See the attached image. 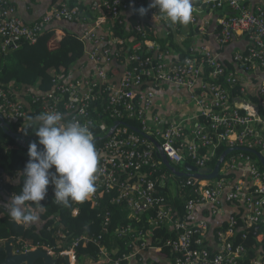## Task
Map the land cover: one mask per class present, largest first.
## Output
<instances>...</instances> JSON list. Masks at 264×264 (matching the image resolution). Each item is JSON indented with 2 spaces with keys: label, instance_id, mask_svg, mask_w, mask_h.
Instances as JSON below:
<instances>
[{
  "label": "built area",
  "instance_id": "1",
  "mask_svg": "<svg viewBox=\"0 0 264 264\" xmlns=\"http://www.w3.org/2000/svg\"><path fill=\"white\" fill-rule=\"evenodd\" d=\"M246 1L199 0V6L230 13L218 20L219 48L236 36L248 40L247 48L233 55V69L207 46H192L188 56L182 58L174 46L159 42L160 30L163 38L179 32L183 36L184 30L156 9L141 17L137 10L147 8L150 0H102L101 18L81 37L90 47L87 59L94 65L87 77L70 74L58 78L49 91L0 84V115L9 125H18L19 129L36 126L40 124L36 116L60 113L61 123L78 120L89 127L93 141L100 138L101 143H94L98 152L96 190L86 199L91 209L98 211L99 230L75 235L56 215L49 217L48 224V219L42 218L45 208H40V220L32 225L45 231L46 238L37 242L15 239L14 254L42 250L60 264H65L66 257L70 264H150L142 253L162 255L166 248L172 264H264V166L259 158L235 151L222 162L216 179L185 177L177 182L162 171L164 163L150 140L160 144L173 167L186 163L198 169L210 168L222 145L227 150L247 148L264 157V83L256 90L258 105L240 95L236 100L231 97L234 86H240L241 95L249 91L241 83V72L264 69V9L254 11ZM79 17H84L79 7L60 4L28 25L10 0H0V56L18 50L24 42L35 44L55 22L71 23ZM107 24L111 26L109 38L97 31ZM116 25L125 26L131 34L127 40L114 34ZM190 25L191 35L202 36L208 22L191 16ZM76 67L78 72L84 70L83 65ZM165 85L186 90L194 113L185 117L176 112L177 117H166L165 104L158 98V89ZM106 116L113 125H108ZM128 121L138 126L131 127ZM118 122L122 124L116 126ZM97 126L107 136L102 142L101 136L93 134L92 128ZM23 157L25 168L28 149ZM22 177L23 170L4 181L15 182ZM168 185L170 191L172 185L173 192L186 198L184 218L163 191L158 195V188ZM0 192L8 201L14 195ZM50 198L54 200L51 184L45 200ZM223 202L235 211L215 234L207 220L191 221L197 210H204L211 218L220 215ZM109 205L126 207L128 222L114 230L133 250L122 255L119 248L105 243L113 224ZM9 211V205H4V213L10 217ZM73 214H79L78 208ZM250 235L256 240L251 248L246 245Z\"/></svg>",
  "mask_w": 264,
  "mask_h": 264
},
{
  "label": "trees",
  "instance_id": "2",
  "mask_svg": "<svg viewBox=\"0 0 264 264\" xmlns=\"http://www.w3.org/2000/svg\"><path fill=\"white\" fill-rule=\"evenodd\" d=\"M68 5L72 8L77 6L84 13V17H79L74 22L87 20V8L79 4H74L73 2L69 3ZM259 8L264 9V7H257L253 9L254 11H257ZM156 10L159 11L158 9ZM228 14L223 13L222 16ZM113 30L116 36L125 40H127L131 35L126 32L125 26L116 25ZM53 35L54 34H52L51 26H49L48 30L38 38L35 44L24 42L18 50H10L7 54L0 56V84L6 85L9 83H14L18 86L20 85L21 87H32L38 91H49L53 88L54 81L56 79L68 77L71 68L75 64L83 61V59L86 57L85 53L87 47L81 40L82 36L79 37L70 32H67L66 36L57 44L56 47H50V37ZM174 38L175 34H171L165 38V40H161L159 42H161L163 45L169 44L171 46L177 47V45L174 43ZM191 44V39H187L185 41V45L188 49L182 52V58L188 56ZM119 61L121 62V60ZM229 69H233V64L229 65ZM239 95L240 98L248 102H252L256 105L259 104V98L250 90L246 95H241L240 86L232 87L231 97L234 99ZM236 99L237 98L234 100ZM29 116H33V114H30ZM105 118L109 126L114 124L113 121L108 119L107 116ZM126 124L131 127L138 126V124L133 121H128ZM10 127L11 132L17 134V138L14 139L5 134L0 124V182H2L0 184V191L19 194L22 190L24 177L15 182H5L4 179L6 177H13L17 172L24 170L23 152L24 150L29 149L30 143L38 141V137L35 135L36 128L33 124L27 125L23 129H19L18 125L13 124H10ZM92 130L95 137L101 136V142L107 139V136L102 130H100L98 126L93 127ZM98 144L101 143L98 142ZM226 150L227 147L224 145L217 149V157L213 162H211V164H209L210 168L215 167L219 158ZM185 164L180 166L175 165L174 167L178 172H180L179 167L184 169ZM162 171L166 174L172 175L173 179L177 182L185 178L174 175L173 172L164 164ZM169 187L170 185H168L165 189L158 188V195H161L159 191H163L164 193L162 195L165 196L167 201L171 202V204H173V206L179 211L180 217L184 218L186 216V198H181V193L177 194L174 192L171 194ZM185 195L186 193H184V196ZM5 203L4 205H9L10 201H8L7 204ZM4 205L0 204V247L3 246L5 242L12 239L17 240L18 238H22L24 240L37 242L45 237V231H39V227L37 225L24 227L18 225L14 221H11L10 217L4 213ZM42 205V208H45V214H42V218L48 219V224L51 222L49 217L51 215H56L75 235L83 233L93 234L95 231L99 230V221L97 219L98 211L91 209V204L89 201L85 200L83 202H75L72 203L70 207H65L63 205L56 204L54 200L50 198L42 201ZM75 208H78L79 210V214L77 216L73 214ZM107 208L113 214V224L111 227V234L105 239V243L108 244L110 248H119V255L128 253L133 249L127 246V242L120 240L114 230L118 224H124V222H128L126 207L120 205H109ZM142 225L145 227L147 226L145 222ZM37 231L40 233H37ZM167 236L168 235H166V237ZM255 241L256 240L254 237L250 235V239L247 240L246 245L251 248ZM163 250L170 255V251L168 249L164 248ZM4 259L5 255L1 253L0 264H3Z\"/></svg>",
  "mask_w": 264,
  "mask_h": 264
},
{
  "label": "clouds",
  "instance_id": "3",
  "mask_svg": "<svg viewBox=\"0 0 264 264\" xmlns=\"http://www.w3.org/2000/svg\"><path fill=\"white\" fill-rule=\"evenodd\" d=\"M150 9H158L172 24L186 25L191 20L192 0H151L137 12L143 17ZM35 119L40 121L35 130L38 141L29 145L22 190L9 203L11 219L25 226L39 222L50 184L54 202L65 207L85 201L96 190L98 152L89 127L78 120L63 124L60 113Z\"/></svg>",
  "mask_w": 264,
  "mask_h": 264
},
{
  "label": "crops",
  "instance_id": "4",
  "mask_svg": "<svg viewBox=\"0 0 264 264\" xmlns=\"http://www.w3.org/2000/svg\"><path fill=\"white\" fill-rule=\"evenodd\" d=\"M11 3L16 7L19 16L26 24H33L39 19H41L53 6L60 4H69L73 2L74 4H79L87 8L86 17L87 20L79 21L74 23L68 22H55L52 26V37H50L51 42L49 43L50 47H56L57 44L66 36L67 32L75 34L79 37L83 36L88 30H90L98 20L101 18L103 14V10L101 8L102 0H10ZM206 1H215V0H205ZM151 2V0H150ZM204 2V3H205ZM199 0H192V13L191 16H196L200 19H204L208 22L206 31L204 35H191V25L190 22L186 25H181L177 23V25L184 30V35L181 36V32L179 34H175L174 43L177 47L174 49L182 54L183 51H186L188 48L185 45V41L187 39L192 40V46L199 47L200 45L207 46L211 50H213L216 54L219 55L221 60L226 62L228 65L232 64L231 59L233 55L237 52L244 51L248 46V40L242 36H236L233 41L228 44L224 48H219L218 46V36H219V27L218 20L222 17L223 13H229L227 10H214L211 8H204L202 6H198ZM206 4V3H205ZM246 4L250 8L264 7V0H247ZM163 15V14H162ZM130 16H128L129 18ZM163 18L167 19L166 16L163 15ZM162 19V18H161ZM127 20V19H126ZM168 20V19H167ZM159 24L157 27H160ZM111 30L110 24H107L101 28H98L97 31L99 35H105L109 38V32ZM163 33L159 34L161 40H165L163 38ZM86 57L80 63L76 65H83L84 70L80 69V71H76L77 67L74 65L69 72L74 77L82 76L87 77L89 72L93 69L94 65L89 62L87 59L89 48L86 46ZM190 47V48H191ZM181 50V51H180ZM241 83L253 92L257 96V88L264 83V69L258 70L256 72L244 73L241 72ZM158 98L165 104L164 110L172 111V115L170 113L164 112L166 117H174L177 113L182 114L183 116H190L194 113V105L190 102L191 99L186 90L180 89L174 86L165 85L162 88L158 89ZM256 98V97H254ZM163 110V111H164ZM34 116H32L33 118ZM36 121V119H35ZM40 123V121H39ZM36 125L38 123H35ZM1 197L3 198L1 192ZM5 199V197H4ZM6 200V199H5ZM8 199L5 204H7ZM4 205V204H3ZM223 212L211 218L207 212L204 210H197L195 216L192 217L191 221H200L207 220L211 227V233L215 234L217 229L222 225H225L228 216L234 213L235 208L223 202ZM211 242L214 241V238L210 239ZM171 255V254H170ZM170 255L168 253L159 254V253H150L144 251L142 253L143 258L148 261L150 264H172L170 261Z\"/></svg>",
  "mask_w": 264,
  "mask_h": 264
},
{
  "label": "water",
  "instance_id": "5",
  "mask_svg": "<svg viewBox=\"0 0 264 264\" xmlns=\"http://www.w3.org/2000/svg\"><path fill=\"white\" fill-rule=\"evenodd\" d=\"M240 103L245 104L246 101L239 100ZM0 124L1 128L4 131L5 134L9 135L12 138H17V134L11 132L10 125L5 121L4 117L0 115ZM122 122L116 123V126L121 125ZM115 129V127L113 128ZM137 132H140L138 129H134ZM100 138H96L94 140V143L98 142ZM150 140L154 143L156 149H157V156L160 158L164 165L168 167L174 174L180 177H186V178H194L197 180H214L218 177L220 166L222 162L225 160V158L235 152V151H245L249 153L255 154L259 160L261 161V164L264 166V157L261 156L257 151L250 150L247 148H230L226 150L223 155L221 156L220 160L217 162L214 169L207 168V169H198L196 166L192 164H185L184 172H178L168 161L167 157L162 151V148L160 144L154 140L153 138H150ZM21 142V141H19ZM14 244L15 240H9L5 242L3 246L0 247V254L3 253L5 255V259L3 264H60V261L52 259L46 252L42 250H36L33 252H28L26 254H14ZM65 264H70L69 258H65Z\"/></svg>",
  "mask_w": 264,
  "mask_h": 264
},
{
  "label": "rangeland",
  "instance_id": "6",
  "mask_svg": "<svg viewBox=\"0 0 264 264\" xmlns=\"http://www.w3.org/2000/svg\"><path fill=\"white\" fill-rule=\"evenodd\" d=\"M161 32L164 34V32H163L162 30H160L159 34H161ZM68 76H69V75H68ZM164 112L170 113V115H172V113H173V112H170L169 110H164ZM38 127H39V124H37V125L35 126V128H38ZM179 168H180V172H184V171H185V169H183L182 167H179ZM171 188H172V190H171L170 192H171V194H172V193H174V192H173L174 187L171 185ZM5 201H6V200L4 199V197L2 198L1 195H0V204H4Z\"/></svg>",
  "mask_w": 264,
  "mask_h": 264
}]
</instances>
